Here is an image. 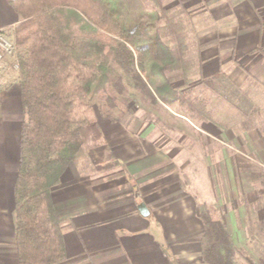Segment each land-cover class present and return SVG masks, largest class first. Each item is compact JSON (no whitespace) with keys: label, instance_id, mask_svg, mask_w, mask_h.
I'll list each match as a JSON object with an SVG mask.
<instances>
[{"label":"crops","instance_id":"0c3cea01","mask_svg":"<svg viewBox=\"0 0 264 264\" xmlns=\"http://www.w3.org/2000/svg\"><path fill=\"white\" fill-rule=\"evenodd\" d=\"M202 7L208 17V47L201 54V72L208 80L204 86L209 100L223 109L227 127L192 124V132L172 133L181 135V144H175L172 134L159 133L152 121L132 130L123 122L100 120L104 139L88 155L114 161V166L108 173L80 175L71 164L63 174L53 193L58 215L69 217L66 259L59 264H205L201 206L218 204L208 198L211 189L214 193L209 163L215 153L187 148L184 141L209 137L223 147V154L255 157L264 167V0H204ZM19 22L11 0H0V29L11 36L9 28ZM14 65L15 58L7 57L0 69V264H19L14 213L24 114L20 73ZM237 117L240 133L234 136L230 123ZM200 154L207 166L206 193L200 191L196 174L183 177L184 165L196 166ZM183 156L193 160L184 161ZM141 202L148 216L141 215ZM227 210L221 218L239 252L246 238L232 228V208Z\"/></svg>","mask_w":264,"mask_h":264},{"label":"trees","instance_id":"16d2710c","mask_svg":"<svg viewBox=\"0 0 264 264\" xmlns=\"http://www.w3.org/2000/svg\"><path fill=\"white\" fill-rule=\"evenodd\" d=\"M11 4L20 16L14 40L24 114L15 184L18 261L59 264L69 217L58 215L53 193L71 164L85 173L89 144L104 139L99 115L120 120L115 110L134 99L149 106L157 125L181 132L184 117L197 126L228 124L187 90L201 64L189 57L190 21L166 0ZM201 219L203 262L239 264L219 210L204 204Z\"/></svg>","mask_w":264,"mask_h":264},{"label":"rangeland","instance_id":"374dc122","mask_svg":"<svg viewBox=\"0 0 264 264\" xmlns=\"http://www.w3.org/2000/svg\"><path fill=\"white\" fill-rule=\"evenodd\" d=\"M203 3L204 0H166L167 7H176L177 10L184 13V15H186L187 19L190 21V24L188 25V30L190 31L191 35L189 57L198 60L200 64L203 62V60H201V54L206 53L208 47V45L206 44L208 17L206 13L201 12L202 10H200L203 8ZM16 25L9 28V33L11 35L9 37H11L13 40L15 38L14 29ZM200 35H204L202 36L204 40H200ZM206 80L207 78L201 72L200 67V69L193 75V82L189 84V86H186L188 87L187 90L195 98H198L200 100H208L210 105L213 104V106L211 105L212 108H215H213V110H215L216 113L219 114V116L221 115L220 117L222 118V120L226 122L227 120L224 117L225 115L223 113V109L221 107L216 108V105H214L216 102L213 101L211 103V101L209 100L210 94L208 92V89L204 86ZM176 86L183 87L185 85L183 84V81H178L176 83ZM218 94L222 96L223 92L221 91L217 93V95ZM234 94L237 95L238 93L233 92V95ZM120 107L123 110H115L116 112L114 113V115L116 117H119L120 120L104 118L101 115H99V120L121 123L123 122L129 129L132 130L140 129L152 121L156 125L155 130L157 129L159 133L167 132V134H172L181 132L166 125H157L154 122L155 116L151 114V109L147 104H140L137 103L136 100L132 99L130 102H128V104H126L125 106L120 105ZM184 118L186 119V121L191 123L189 124L191 125L190 128L185 125L184 131L182 132L187 134L195 130L193 129V126L196 125L195 123L197 122L192 121L188 117ZM232 121L233 122L230 123V125L233 127V135L238 136L240 133L238 117L233 118ZM201 126H203V123L198 124V127ZM180 136V134L178 136H175L173 134L169 135V137L173 138L172 142L175 144H181L177 140ZM209 139V137L202 138L201 140L193 138L192 141H184V146L187 148H208L214 151L213 153H215V157L209 163L211 172L210 181L214 185V193L211 189L208 198L210 199V202L212 201V199L213 201L215 200L218 202L217 206L214 207L219 210L220 216L223 215L224 209L229 210L230 208H232L231 215L234 219H236H233L232 221L234 223L232 225V228H237L239 230V233L243 234L244 238H246V249L243 248L239 250L238 254L240 263L264 264V167L261 166V164L255 157L248 158L239 153L234 154L236 152H228V154H223L220 149L222 146L219 145L218 142H212ZM95 144L97 145L98 143L89 144L88 149L96 146ZM91 153L93 154V151H91ZM196 158H199L198 162H196L195 164L196 166L191 167L186 164L184 165L185 173L183 177L184 179H186V175L189 179H191V174H196L197 179H199L200 182L198 183V181H196L200 187V191L206 193L207 188H203L207 179L205 175L207 176L208 174L206 171H204L205 169H207V166L205 164V157L201 156L200 154ZM104 159L98 161L94 158L93 160L89 158L88 155V160H86L85 162V173L83 175L102 171H104L103 173H108L110 170H112L114 161L106 162V159ZM186 159L193 160V158L190 156H183V160L186 161ZM200 195H202V193H200ZM208 206L211 207L213 205ZM240 212L246 213V217L240 219ZM257 246L260 250L256 251Z\"/></svg>","mask_w":264,"mask_h":264},{"label":"built area","instance_id":"2783aa9c","mask_svg":"<svg viewBox=\"0 0 264 264\" xmlns=\"http://www.w3.org/2000/svg\"><path fill=\"white\" fill-rule=\"evenodd\" d=\"M16 56V45L14 40L9 37L2 29H0V69L5 67V60L7 57ZM16 69L18 64L15 63Z\"/></svg>","mask_w":264,"mask_h":264},{"label":"water","instance_id":"95a60500","mask_svg":"<svg viewBox=\"0 0 264 264\" xmlns=\"http://www.w3.org/2000/svg\"><path fill=\"white\" fill-rule=\"evenodd\" d=\"M139 211L141 213L142 216H148L149 215V209L147 207V205L144 202H141L138 206Z\"/></svg>","mask_w":264,"mask_h":264}]
</instances>
